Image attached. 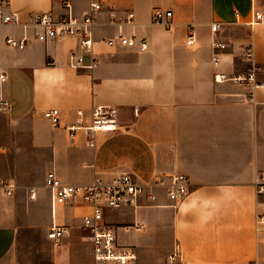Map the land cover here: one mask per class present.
<instances>
[{
  "label": "crops",
  "instance_id": "1",
  "mask_svg": "<svg viewBox=\"0 0 264 264\" xmlns=\"http://www.w3.org/2000/svg\"><path fill=\"white\" fill-rule=\"evenodd\" d=\"M89 2L70 0L71 13L82 17ZM101 2L93 69L70 63L74 38L39 41L33 26H23L34 13H67L62 0H12L19 24L0 27V74L7 76L0 96L10 102L0 112V184L14 185L11 195L0 194V264H94L82 224L87 206L79 199L53 204L45 185L49 172L77 186L124 173L143 185L184 174L190 192L181 201L146 186L137 206L105 211L119 244L136 253L135 264H264V232L255 229L264 197L254 191L255 176L264 170V23L253 14L264 15V0ZM157 9L172 11L170 28L151 21ZM129 12L131 23L125 22ZM215 22L224 24L217 34ZM120 31L146 38L148 48L104 43ZM23 35L29 38L23 50L6 42ZM216 38L227 45L219 67L212 62ZM247 46L262 68L257 84L216 82L218 72L248 71ZM91 59L84 55L86 64ZM95 106L115 108L120 129L98 133L94 147L86 145L85 132L71 140L43 116L58 108L70 125L77 110L89 116ZM53 224L68 230L58 248L47 237Z\"/></svg>",
  "mask_w": 264,
  "mask_h": 264
},
{
  "label": "built area",
  "instance_id": "2",
  "mask_svg": "<svg viewBox=\"0 0 264 264\" xmlns=\"http://www.w3.org/2000/svg\"><path fill=\"white\" fill-rule=\"evenodd\" d=\"M63 8L68 12L62 16L55 17L53 14L34 13L30 16V22L23 25L33 26L36 30L35 36L39 41L55 39L57 37L74 38L77 43V49L70 50L68 56L70 63L77 69H93L98 65L95 57L94 26L97 16L102 12L103 5L101 0H90L88 10L82 17L74 16L71 11L70 0H62ZM12 0H0V27L15 26L19 24L18 12L11 9ZM113 16V12L111 11ZM255 22L264 23V15L259 11L253 12ZM172 16V11L157 9L151 16V21L156 24H164L171 27V22L166 18ZM134 19V13L129 12L125 22L131 23ZM224 24L215 22L211 26L213 33L217 34L223 29ZM27 35L22 37L7 36L6 42L13 48L23 50L28 44ZM195 42L194 32H190L187 44L192 45ZM109 47L136 46L140 51L148 48V41L144 37H138L136 34H125L122 31L117 36L110 37L104 41ZM227 45L218 38L213 41L214 53L212 62L215 67H219L222 58L219 51L226 49ZM92 57L91 62L86 64L84 55ZM243 59L249 63L248 71L234 76H229L225 72L214 74L216 82L234 81L239 84L255 86L257 84L256 76L261 67L254 64V52L252 46L244 48ZM7 76L0 74V82H5ZM253 95L251 94V97ZM10 108L8 98L0 96V112H7ZM43 116L55 128L64 127L71 140H74L78 131H83L87 135L86 145L94 147L96 145V135L100 132H114L120 129L116 119V110L112 107L95 106L89 116L83 110L76 111L75 121L68 125L63 123L61 110L51 108L43 112ZM45 185L51 192L53 204H67L68 202L79 199L87 206V213L82 217L83 229L86 231L85 239L92 246L94 264H135L137 260L136 253L132 248L122 246L118 242L116 231L113 226L105 222L104 216L106 210H115L122 206H137L138 199L145 191L146 186L152 188H161L166 191V195L171 201H181L186 198L190 192V180L184 174L160 175L151 185L139 184L135 178L124 173L113 179L111 182H102L95 180L86 185H65L56 176L54 172H49L45 177ZM14 191V185L10 182L0 184V194L11 195ZM35 190L31 189L32 198ZM254 191L256 196L264 197V170L257 172L254 180ZM157 196L155 192L149 193V200L155 202ZM263 211L256 214V231L264 232V201H261ZM66 227H60L55 224L47 232V237L53 241L54 246L58 248L62 238L67 233ZM179 257L178 250L171 256L174 261ZM224 264V263H223Z\"/></svg>",
  "mask_w": 264,
  "mask_h": 264
}]
</instances>
